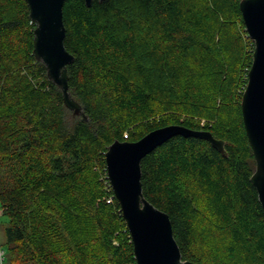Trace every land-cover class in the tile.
I'll return each instance as SVG.
<instances>
[{
  "label": "trees",
  "instance_id": "obj_1",
  "mask_svg": "<svg viewBox=\"0 0 264 264\" xmlns=\"http://www.w3.org/2000/svg\"><path fill=\"white\" fill-rule=\"evenodd\" d=\"M239 1H66L68 92L83 119L64 107L32 55L35 25L24 0H0V210L9 264H135L104 155L115 141L167 125L208 131L225 150L176 136L141 160L143 196L168 215L182 260L264 264V211L240 113L253 45Z\"/></svg>",
  "mask_w": 264,
  "mask_h": 264
},
{
  "label": "water",
  "instance_id": "obj_2",
  "mask_svg": "<svg viewBox=\"0 0 264 264\" xmlns=\"http://www.w3.org/2000/svg\"><path fill=\"white\" fill-rule=\"evenodd\" d=\"M66 1L24 0L28 18L35 25L32 55L45 68L47 79L61 91L64 107L86 119L80 105L68 92L67 66L72 63L73 56L63 44L62 8ZM83 1L86 7L92 3V0ZM239 10L244 30L253 45L240 113L254 160L250 183L264 211V0H240ZM176 136L204 140L225 156L223 141L215 139L208 131L192 130L181 125L155 129L135 142L115 141L104 155L106 180L120 207L135 264H194L182 260L168 215L144 198L140 181L141 160Z\"/></svg>",
  "mask_w": 264,
  "mask_h": 264
},
{
  "label": "rangeland",
  "instance_id": "obj_3",
  "mask_svg": "<svg viewBox=\"0 0 264 264\" xmlns=\"http://www.w3.org/2000/svg\"><path fill=\"white\" fill-rule=\"evenodd\" d=\"M194 120L199 122L200 124H204L205 123L204 119L194 118ZM195 207H196V211L200 210L198 201L195 202ZM203 207H204V205H203ZM203 207H202V209L204 210L205 208H203ZM200 214L201 213H199V212L197 214L195 213V218L197 219L200 216ZM6 221H7V219L4 218L1 215V210H0V250L4 253V259L6 257V253H7V247H6V243H5V236H4V233H3V229L5 227ZM199 221H200V219H197V224H198ZM223 250L224 249H221V250H219L217 252H222ZM226 253H227L226 256H225L226 259L231 260V259H233L235 257L234 253H231L230 251H228V249L226 250ZM215 257H216L215 255H213V254L211 255V258L215 259ZM2 264H9V263L5 259V261Z\"/></svg>",
  "mask_w": 264,
  "mask_h": 264
},
{
  "label": "built area",
  "instance_id": "obj_4",
  "mask_svg": "<svg viewBox=\"0 0 264 264\" xmlns=\"http://www.w3.org/2000/svg\"><path fill=\"white\" fill-rule=\"evenodd\" d=\"M4 260V253L0 250V264L3 263Z\"/></svg>",
  "mask_w": 264,
  "mask_h": 264
}]
</instances>
